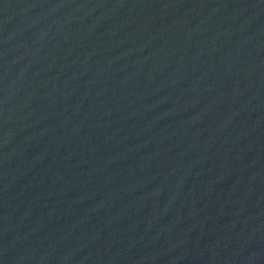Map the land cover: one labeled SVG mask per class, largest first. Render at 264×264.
<instances>
[{"label":"water","instance_id":"1","mask_svg":"<svg viewBox=\"0 0 264 264\" xmlns=\"http://www.w3.org/2000/svg\"><path fill=\"white\" fill-rule=\"evenodd\" d=\"M0 264H264V0H0Z\"/></svg>","mask_w":264,"mask_h":264}]
</instances>
